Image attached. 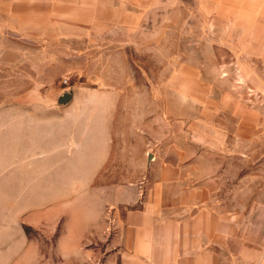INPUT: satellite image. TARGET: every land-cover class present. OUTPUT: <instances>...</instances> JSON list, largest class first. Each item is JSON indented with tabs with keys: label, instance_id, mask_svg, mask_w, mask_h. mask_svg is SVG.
I'll return each instance as SVG.
<instances>
[{
	"label": "rangeland",
	"instance_id": "1",
	"mask_svg": "<svg viewBox=\"0 0 264 264\" xmlns=\"http://www.w3.org/2000/svg\"><path fill=\"white\" fill-rule=\"evenodd\" d=\"M70 1L80 30L71 41L65 35L60 58H52L49 51L46 60L24 59L20 65L0 68V264H119L110 239L111 207L103 202L121 180L137 182L151 158L138 128L151 129L155 104L177 117L188 115L191 139L207 143L208 160L223 154L224 189L229 192L231 150L218 143L232 140L234 108L264 105L263 66H253L249 51L238 48L242 33H235L232 25L238 2ZM23 43L36 45L30 39ZM123 69L132 76L122 77ZM108 78L118 83L99 82ZM123 78L126 82L120 83ZM39 79L46 82L42 89L48 101L38 90L28 92ZM55 86L62 94H126L117 105L111 156L95 180L81 179L85 168L75 164L73 154L83 149L72 146L64 110L57 120L61 131L43 133L45 109L72 107L69 99L56 102ZM155 93L161 97L155 100ZM183 95L188 97L185 102L180 100ZM79 102L88 107V100ZM252 135L257 150L240 171L252 178L241 180L239 202L250 203V208L255 202L252 229L257 243L238 258L236 243L226 240L217 264H264V211H259L264 202V132Z\"/></svg>",
	"mask_w": 264,
	"mask_h": 264
},
{
	"label": "crops",
	"instance_id": "2",
	"mask_svg": "<svg viewBox=\"0 0 264 264\" xmlns=\"http://www.w3.org/2000/svg\"><path fill=\"white\" fill-rule=\"evenodd\" d=\"M235 1L239 5L237 10H232V18L237 19L232 25L237 27L235 33H242L243 44L239 42L238 48L249 51L253 66H263L264 84V0ZM79 22L70 0H0V68L20 65L24 59L46 60L49 51L52 58H60L58 53L63 51L65 35L70 41L78 35ZM25 39L36 45L28 48L23 43ZM67 47L74 49L71 43ZM41 62L45 63L38 61L37 64ZM131 76L123 69L122 77ZM99 82L118 83L112 78ZM119 82L124 83L126 79ZM44 84L42 79L35 80V89L32 86L28 92L38 90L41 99L48 101L43 94ZM55 89L56 102H59L61 88L55 86ZM69 93L71 109L63 106L45 109L41 128L43 133H59L57 120L64 110L72 129V146L83 149L73 154L75 164L85 168L81 179L95 180L111 156L117 105L126 94L122 91L99 95ZM159 97L155 93V100ZM186 98L183 95L180 100L185 102ZM95 99L98 102H92ZM81 100H88L87 108L80 107ZM256 109L234 108L232 140L218 143L231 150L232 188L229 192L224 189L223 154L216 152L214 159L208 160L207 143L191 139L188 115L179 113L177 117L170 108H159L155 104V112L152 110L149 115L151 129L140 125L138 128L145 141L146 154L150 152L151 158L137 182L128 184V179L121 180L115 184V192L103 202L111 207L110 239L117 248L116 253L119 252V264H217L218 252L224 248L226 240L236 243L233 251L238 258L254 250L257 240L252 227L257 208L254 209L255 202L251 208L250 203L239 202V187L241 180L252 178L251 173L240 172L244 165L251 163L253 152L257 150L252 133L264 132V119L261 121L264 105ZM227 130L223 126V131ZM176 133H179L178 138ZM181 134L183 139L179 138ZM250 191L246 193L248 196ZM259 211H264V202ZM246 220L252 225L244 224Z\"/></svg>",
	"mask_w": 264,
	"mask_h": 264
},
{
	"label": "water",
	"instance_id": "3",
	"mask_svg": "<svg viewBox=\"0 0 264 264\" xmlns=\"http://www.w3.org/2000/svg\"><path fill=\"white\" fill-rule=\"evenodd\" d=\"M69 97H70V93H63V94L60 96L59 101H60V102L66 101V100L69 99Z\"/></svg>",
	"mask_w": 264,
	"mask_h": 264
}]
</instances>
